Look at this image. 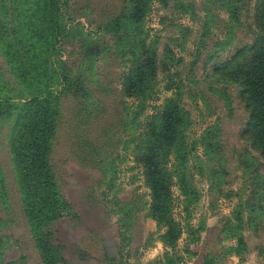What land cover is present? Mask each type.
<instances>
[{
  "label": "rangeland",
  "instance_id": "obj_1",
  "mask_svg": "<svg viewBox=\"0 0 264 264\" xmlns=\"http://www.w3.org/2000/svg\"><path fill=\"white\" fill-rule=\"evenodd\" d=\"M94 1L102 8L104 0ZM152 1L146 26L150 40L157 39L163 61L158 64L154 95L139 101L144 103V114L152 115L178 94L189 122L190 200L186 202L180 187L172 185L173 225L168 235L169 226L160 229L162 224L148 215L150 190L144 168L132 153V135L138 130L133 114L141 104L120 93L127 61L115 54L112 37L100 35L106 53H102L105 62L95 67L94 93L104 101L105 111L89 115L75 106L76 101L63 99L62 127L48 156L49 169L57 177L55 189L65 204L57 218L48 223L39 220L43 232L49 231L50 246L61 248L55 264H164L171 253L176 264H206L209 259L213 264H264V159L249 132L252 117L243 84L232 75L260 37L259 0H192V7L178 6L175 0L166 6ZM80 20L83 29L74 31L76 35L87 29V20ZM71 38L62 60H70L76 73L79 67L82 70L80 44ZM166 47L181 62L169 60ZM165 64L172 67L171 73ZM0 74L13 76L1 48ZM179 81L177 92L174 85ZM101 83L107 91L102 92ZM8 95L10 99L0 104L4 112L0 113V264H49L44 244L29 229L25 189L15 171L13 129L18 106L29 98L18 90ZM103 148H108V168L98 161ZM38 197V193L32 197L34 209ZM238 211L240 242L230 236L237 233L231 224ZM178 230L175 248L169 243Z\"/></svg>",
  "mask_w": 264,
  "mask_h": 264
},
{
  "label": "trees",
  "instance_id": "obj_2",
  "mask_svg": "<svg viewBox=\"0 0 264 264\" xmlns=\"http://www.w3.org/2000/svg\"><path fill=\"white\" fill-rule=\"evenodd\" d=\"M159 1L165 6L169 4V0ZM152 2L104 0L101 8L94 0H0V48L13 70L10 77L0 74V104L10 99L8 94L15 90L24 92L29 98L18 106V123L16 121L13 129L17 151L15 171L19 186L25 189L24 215L29 229L38 238L37 242L44 244L47 261L44 256L42 258L49 264L60 260L61 248L50 246L47 241L49 231L43 232L44 225L39 220L44 219L48 223L57 218L65 204L58 189H55L57 177L49 169L48 156L54 152L62 127L63 99L71 100L74 104L77 102L75 106L79 104V109L89 115L105 111L104 101L94 93L98 88L94 81L95 67L98 62H105L102 53H106L101 46L100 35L112 37L115 54L122 55L127 61L120 93L127 98L137 99L141 104L133 114V120L138 119V130L132 135V153L144 168L146 185L150 190L148 215L150 213L162 224L160 229L169 226L166 229L168 235V232L172 233L170 228L173 225L169 211L172 185L180 187L186 202L190 200L189 190L193 184L189 173L192 150L186 137L189 122L179 104L178 94L169 98L152 115L144 114V103L139 101H147L154 95L158 64L163 61L159 60L157 39L150 40L146 26ZM175 3L192 7V0H175ZM71 7H74V17L69 12ZM257 9L260 37L250 47L252 52L242 62L236 63L232 75L243 84V95L252 117L249 132L264 159V0H259ZM80 19L87 20V29L76 35L74 31L83 29ZM72 31L73 38L70 37ZM69 38L80 44L78 57H81L82 70L79 67L76 73L70 60H62ZM166 49L169 60L181 62L171 47ZM85 65L87 67L83 69ZM164 68L170 73L173 71L170 65L165 64ZM170 83L174 84L172 79ZM101 84L105 87L102 92L107 91L106 84ZM181 84V81L176 83L174 90L179 92ZM0 113L4 114L3 107H0ZM140 122L141 127L138 126ZM100 144V147H105V143ZM191 146L195 147L194 142ZM103 149L98 161L102 168H108V148ZM36 193L39 194V204L34 209L32 197ZM236 220L231 225L237 233L230 236L240 242V211ZM167 235L163 238L165 243ZM178 239L179 230L169 244L176 248ZM46 243L49 245L46 246ZM213 262V259H209L206 264ZM164 264H176L173 253Z\"/></svg>",
  "mask_w": 264,
  "mask_h": 264
}]
</instances>
